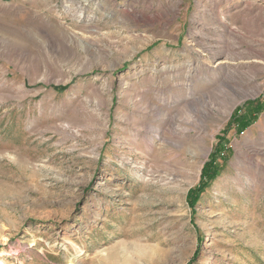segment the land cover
<instances>
[{
    "label": "rangeland",
    "instance_id": "1",
    "mask_svg": "<svg viewBox=\"0 0 264 264\" xmlns=\"http://www.w3.org/2000/svg\"><path fill=\"white\" fill-rule=\"evenodd\" d=\"M0 264H264V0H0Z\"/></svg>",
    "mask_w": 264,
    "mask_h": 264
},
{
    "label": "trees",
    "instance_id": "2",
    "mask_svg": "<svg viewBox=\"0 0 264 264\" xmlns=\"http://www.w3.org/2000/svg\"><path fill=\"white\" fill-rule=\"evenodd\" d=\"M246 107L251 108V109L256 108V107H254V103H252V102L248 103ZM237 122H239V125H241L240 130H243L246 127L245 125L247 123H245V121L241 120L240 118ZM233 124H235V123H233ZM226 142H228V141L222 140V142H220L219 149L211 156L210 160L205 165L204 170H203V174H202V180H201L202 182H201L200 188L192 191L190 194V203L192 205H194V201H195V199L198 198L199 193L202 192L203 189L209 185V183L216 177L218 172L221 170V166L218 163L219 153L221 155L220 149L225 148L224 143H226Z\"/></svg>",
    "mask_w": 264,
    "mask_h": 264
}]
</instances>
